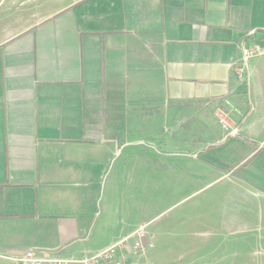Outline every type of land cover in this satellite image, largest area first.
Returning a JSON list of instances; mask_svg holds the SVG:
<instances>
[{
	"label": "crops",
	"instance_id": "1",
	"mask_svg": "<svg viewBox=\"0 0 264 264\" xmlns=\"http://www.w3.org/2000/svg\"><path fill=\"white\" fill-rule=\"evenodd\" d=\"M262 29L264 0H0V251L51 237L50 254L82 258L135 234H110L82 204L113 208L131 154L112 162L146 142L133 130L181 112L203 125L226 113L239 136L188 144L223 177L251 162L240 180L264 196V56L242 60Z\"/></svg>",
	"mask_w": 264,
	"mask_h": 264
},
{
	"label": "rangeland",
	"instance_id": "2",
	"mask_svg": "<svg viewBox=\"0 0 264 264\" xmlns=\"http://www.w3.org/2000/svg\"><path fill=\"white\" fill-rule=\"evenodd\" d=\"M193 113L181 112L180 124L175 126L170 123L157 127L150 122L143 130H133L132 139L146 142L125 150L123 147L114 158L112 168L124 169L131 154L129 170L116 178L113 208L99 206L93 200L83 203L81 211L106 221L113 235L145 232L146 242L153 248L131 261L130 257L129 264H264V228L258 232V225L253 224L258 216L256 220L250 214L253 209L257 211L252 207L257 201L263 205L264 196L240 180V175L250 170L251 162L238 174L226 177L207 167L188 142L208 143L211 136L210 141L215 143L228 132L217 109L210 115L212 120L199 114L205 125ZM241 194L250 199L249 204H239ZM257 212L260 215L262 210ZM133 235L123 241L135 239ZM56 244L51 237L38 238L30 247L21 246L24 248L7 253L28 249L49 253L59 248ZM0 264L9 263L0 260Z\"/></svg>",
	"mask_w": 264,
	"mask_h": 264
},
{
	"label": "built area",
	"instance_id": "3",
	"mask_svg": "<svg viewBox=\"0 0 264 264\" xmlns=\"http://www.w3.org/2000/svg\"><path fill=\"white\" fill-rule=\"evenodd\" d=\"M259 36L264 41V29L252 30L247 34L248 38H255ZM243 63H247L249 60L257 57L264 56V47L259 44H255L252 48H243ZM236 73L240 79H245L244 66L236 64ZM234 112L240 113L234 109ZM221 123L223 128L228 132L226 137H237L240 131L236 127L229 125L227 121V115L221 111ZM133 236H136L138 242L134 246H129L128 241L119 242L95 255L85 256L82 258H60L50 253L39 252L35 250H27L19 254L0 253V259L9 261L13 264H129L133 257H139L146 253L148 248H153L148 242H146L147 235L143 230L135 232ZM132 264V263H131Z\"/></svg>",
	"mask_w": 264,
	"mask_h": 264
}]
</instances>
